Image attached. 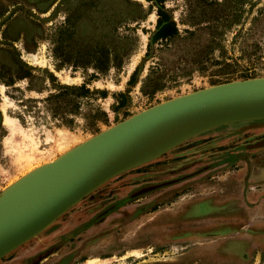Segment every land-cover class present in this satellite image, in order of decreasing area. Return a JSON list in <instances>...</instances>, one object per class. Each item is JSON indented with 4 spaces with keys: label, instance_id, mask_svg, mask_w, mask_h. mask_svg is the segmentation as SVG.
<instances>
[{
    "label": "rangeland",
    "instance_id": "374dc122",
    "mask_svg": "<svg viewBox=\"0 0 264 264\" xmlns=\"http://www.w3.org/2000/svg\"><path fill=\"white\" fill-rule=\"evenodd\" d=\"M163 6L178 33L152 42L158 5L148 0H0V196L9 186L0 205L18 188L35 191L44 175L19 180L139 111L212 85L264 77V0H164ZM28 73L31 79L24 76ZM30 81L34 89L27 88ZM83 82L107 96L80 98L82 114L68 115L72 126L43 108L35 113L20 105L33 98L42 107L58 84ZM118 92L125 105L114 109ZM90 106L107 113V122L98 120L95 129L86 127L83 114ZM263 140L264 118L215 124L188 135L110 178L45 228L54 230L80 214L82 220L62 234L65 239H41L44 229L0 264H264L257 246L238 242L241 227L220 231L212 227L209 211L197 215L193 225L180 223L195 206L209 203L212 183L239 176L232 173L253 148L249 145ZM185 175L95 218L141 186ZM50 245L45 258L32 260Z\"/></svg>",
    "mask_w": 264,
    "mask_h": 264
},
{
    "label": "water",
    "instance_id": "95a60500",
    "mask_svg": "<svg viewBox=\"0 0 264 264\" xmlns=\"http://www.w3.org/2000/svg\"><path fill=\"white\" fill-rule=\"evenodd\" d=\"M233 118H264V77L232 80L179 95L139 111L96 133L86 141L92 144L85 153L76 154L70 159V155H73L72 148L64 156L38 170L33 177L19 180L33 182L51 168H65V179H57V188L49 195L34 197L35 199L27 202L25 210H14L10 218L0 217V259L39 234L61 214L110 178L155 157L188 135L223 123L210 121ZM201 121L209 123L185 127L186 123ZM171 126H178L175 131L177 138L166 144L162 150L147 157L155 147L150 145L151 141ZM249 146L262 147L264 140ZM187 176L141 186L124 200L175 183ZM8 187L0 199L6 197Z\"/></svg>",
    "mask_w": 264,
    "mask_h": 264
},
{
    "label": "trees",
    "instance_id": "16d2710c",
    "mask_svg": "<svg viewBox=\"0 0 264 264\" xmlns=\"http://www.w3.org/2000/svg\"><path fill=\"white\" fill-rule=\"evenodd\" d=\"M148 1L154 3L155 5H158L156 30L151 36V41L155 42L157 40H167L177 35L178 31L175 22L171 20L170 16L164 9V0ZM135 71L136 69L132 72L129 82H131ZM28 74L24 76L31 79V75ZM27 88L34 89L31 81L28 83ZM14 90L18 89L14 88ZM94 94H99L104 98L107 96V91L99 89L90 90L86 86V82H83L80 85L58 84V89L55 92L49 93L45 98H43L44 104L42 105V107H39L36 104L37 100L33 98L21 99L20 105H24L26 111H31L32 109H34L35 113H39L40 109L43 108L45 111L49 112L52 117L60 119V122L62 124L72 126L74 123V119L72 117L69 118L68 115L82 114L80 109V98L89 97ZM113 94L114 96L120 97L121 99L120 101H117L116 105L112 104V108L115 109L124 106L125 101L122 99L124 93L118 92ZM83 114L84 117L88 119V121L86 122V127L89 129H95L97 127L98 120L107 122V113L105 111H101L98 108H92L90 106L87 112Z\"/></svg>",
    "mask_w": 264,
    "mask_h": 264
},
{
    "label": "flooded vegetation",
    "instance_id": "af4514ba",
    "mask_svg": "<svg viewBox=\"0 0 264 264\" xmlns=\"http://www.w3.org/2000/svg\"><path fill=\"white\" fill-rule=\"evenodd\" d=\"M249 155H250L249 153H248V155H244V158L245 157L247 158ZM252 157L255 158V155L252 156ZM244 158H243L244 161H243L242 166L238 167L237 171L242 170V168L245 167V165L247 164L248 158L247 159H244ZM216 174L219 175L218 172ZM232 174L233 175H235V174L237 175L236 172H233ZM246 176H248V166H246L244 172H241L239 174V176H237V177H233L232 180L226 179V181L222 182V184H220L219 181H217L216 183L215 182L212 183V186H214L216 184V187L214 186L213 189H212L213 191H212L211 200L209 201V203H207V204L203 203V204H201L199 206H195L191 210L190 214L188 215L189 216L188 220L185 219L183 222H180V223H182L184 225H190L192 223L195 224V222L198 221L197 218L199 217L197 215H200V213L209 211V212L212 213V219H213V222L211 224L212 227L215 226V227H217V229H220V231H223V232H226V233H231L232 231H234V229H236L238 227H241V225L239 226L238 224H240L242 222V212H243V210H242V208L236 209V207L234 205L235 200L233 198H234V196L236 197L237 195H241L242 194V190H243L242 189V183H243V181H244ZM150 184H153V183H150ZM223 187L225 189H227L226 196L224 194V188ZM230 190H232V192ZM124 199H121L120 201L113 202L110 205L106 206L104 209H102L95 216V218H97V217L101 218V217L109 215L113 211H116L118 208L123 206L124 203H126L128 201V200H124ZM201 209H203V210H201ZM132 210H133V207L130 206V209L127 210L126 213L130 212ZM155 210H156V208H154L152 211H155ZM172 211L173 210H171V212ZM85 215L87 216L88 214H85ZM236 216H239L238 219H236ZM81 218H82V216L79 214V215L72 216V219H70V220L68 219V220L62 221L60 223V225L57 226L56 229H54V230H52V229L49 230L48 229L49 231L47 230V232L43 233V236H42L41 239H44V240H47V239H65V237H63L65 235H62V234H64V232L66 231L67 227H69L70 224H74V223H75L74 226H76V224H78V222H80L82 220ZM182 224H180V226ZM225 225L228 226V229L225 227ZM82 226H84V225H82ZM88 227H90V225L83 227L82 230H85ZM210 236L213 237V234H211ZM134 237H135V235H133V238ZM239 237L240 238H237V239H238V242L241 243L240 239H244V237H243V235L239 236ZM131 238H132V236H131ZM190 240H192V239H190ZM242 242L244 243L245 241L243 240ZM247 245H248V243L245 242V246H247ZM52 246L53 245H50L47 248L43 247L44 249L38 251V253H36V255H34V257L32 258V260L33 259L35 260V259H37L39 257H42L44 255V253ZM54 246H55V244H54ZM36 249H38V247L35 248L34 250H36ZM25 250L28 251L27 248H25L24 251ZM43 258H45V256H43Z\"/></svg>",
    "mask_w": 264,
    "mask_h": 264
},
{
    "label": "crops",
    "instance_id": "0c3cea01",
    "mask_svg": "<svg viewBox=\"0 0 264 264\" xmlns=\"http://www.w3.org/2000/svg\"><path fill=\"white\" fill-rule=\"evenodd\" d=\"M248 153L247 164L236 172L240 174L248 166V176L242 183V194L233 199L236 209L243 210L242 222L238 224L243 229V240L264 252V147H253L248 149ZM251 154H255V158ZM225 227L228 229V226Z\"/></svg>",
    "mask_w": 264,
    "mask_h": 264
},
{
    "label": "bare ground",
    "instance_id": "6f19581e",
    "mask_svg": "<svg viewBox=\"0 0 264 264\" xmlns=\"http://www.w3.org/2000/svg\"><path fill=\"white\" fill-rule=\"evenodd\" d=\"M254 116H262V115H254ZM250 117V116H246ZM237 118L233 119H228V120H222V121H210V122H229L232 120H235ZM204 123H209V121H201V122H190L186 123L187 126L185 127H196L200 126ZM178 126H171L168 129L163 130L161 134H159L154 140L151 141L150 145L153 144L152 146L154 147L152 150V153H150L147 157H150L154 155L156 152L162 150L164 146L168 143H171L177 138V135L175 134V131H177ZM92 142H90L87 146L81 147L77 150H75L72 154L70 155V159L73 156H76V154H81L85 153L86 150L91 146ZM146 157V158H147ZM144 158V159H146ZM68 159V160H70ZM66 166V165H65ZM64 166V167H65ZM57 170V172H56ZM65 168L63 170L59 169H50L47 172L43 173V181L42 184L39 188L35 189V191L29 192L26 194V189L25 188H18L16 191H13V193H10L9 199L5 202L4 205H0V217L7 216L5 218H10L12 216V213L14 210H25V206L27 202H29L31 199H35L41 194L49 195L52 191H54L57 188V179L64 180L65 179ZM19 187V186H18ZM25 187V186H24ZM27 188V187H26ZM25 192V193H24ZM7 196V197H8ZM35 197V198H34ZM24 208V209H23Z\"/></svg>",
    "mask_w": 264,
    "mask_h": 264
}]
</instances>
